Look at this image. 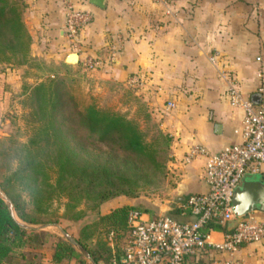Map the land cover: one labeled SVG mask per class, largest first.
<instances>
[{"label": "crops", "instance_id": "crops-1", "mask_svg": "<svg viewBox=\"0 0 264 264\" xmlns=\"http://www.w3.org/2000/svg\"><path fill=\"white\" fill-rule=\"evenodd\" d=\"M21 2L28 51L19 63L0 61V118L15 94H25L41 80L33 79L38 74H62V63L77 68L80 83L109 93L119 88L118 111L149 122L169 137L165 159L169 199L158 206L163 211L158 214L192 220L184 203L187 195L207 190L203 158L183 162L182 156L194 142L216 151L239 141L233 128L242 110L228 104L219 71L227 70L242 94L257 93L256 72L264 68V0H175L170 13L152 0H104L103 6L89 0ZM67 3L91 15L79 31L80 54L105 55L111 45H118L113 61L91 70L65 61L74 51L62 32ZM213 53L212 63L208 56ZM133 74L140 83L127 81ZM169 100L173 106L166 107ZM258 172L264 175V166ZM249 213L264 224V207ZM220 237L221 229L208 235L214 240ZM50 254L51 248L35 264H51ZM236 255L243 264H264V237L241 244ZM204 256L208 258L207 253ZM188 262L193 263L191 258Z\"/></svg>", "mask_w": 264, "mask_h": 264}, {"label": "trees", "instance_id": "trees-1", "mask_svg": "<svg viewBox=\"0 0 264 264\" xmlns=\"http://www.w3.org/2000/svg\"><path fill=\"white\" fill-rule=\"evenodd\" d=\"M22 6L21 0H0V61L19 63L27 54L29 34L21 19ZM62 65L63 76L47 75L26 91L37 124L20 145L14 167L0 180V189L14 211L13 217L0 197V264L16 263V257L23 256L14 254L16 248L41 246L47 239V230L23 227L16 219L25 223L58 222L57 215L49 210L50 202L58 196L66 197L60 216L75 221L84 212L78 207L80 200L96 206L116 195H135L136 179L120 166L126 159L157 172L164 169L168 135L150 124L153 133L146 139L136 119L115 109L97 107L81 85L77 68ZM90 144H100L105 150L93 151ZM116 152L123 155L119 161H115ZM132 208L136 207L128 203L113 206L78 228L73 237L96 264L120 253V248L109 246L96 235L112 231L125 237L126 216ZM208 225L223 229L218 223ZM35 253L19 264H35ZM68 260L85 259L63 236L56 235L50 262Z\"/></svg>", "mask_w": 264, "mask_h": 264}, {"label": "built area", "instance_id": "built-area-1", "mask_svg": "<svg viewBox=\"0 0 264 264\" xmlns=\"http://www.w3.org/2000/svg\"><path fill=\"white\" fill-rule=\"evenodd\" d=\"M158 3L166 13H170L175 0H152ZM90 12L73 7L67 3L63 11L62 32L68 44L77 54L79 69L91 70L113 61L118 45H111L105 55L80 54L79 31L90 20ZM260 60V56L255 57ZM215 61V54L208 56ZM224 80V95L229 105L242 110L240 122L233 128L239 141L222 145L216 151H210L200 143H191L183 153L182 161L189 162L195 157L203 158V180L207 190L191 193L185 198V206L193 219L179 221L160 213L148 216L144 211L132 208L126 216L127 233L120 245L118 257L101 264H189L191 258L195 264L207 253L206 264H243L236 255L243 243L257 242L264 237V224L249 212L241 216L235 226L225 229L228 219L234 217L231 209L233 188L239 183L246 171L258 172L264 166V68L257 72L259 94L257 102L242 94L235 78L227 70L219 71ZM127 81L140 83L137 75H131ZM173 106L171 100L166 107ZM212 223L223 225L221 237L208 238ZM207 224V225H206ZM205 226V227H204ZM107 243L112 246L114 234L107 232ZM57 264H89L86 260H68Z\"/></svg>", "mask_w": 264, "mask_h": 264}, {"label": "rangeland", "instance_id": "rangeland-1", "mask_svg": "<svg viewBox=\"0 0 264 264\" xmlns=\"http://www.w3.org/2000/svg\"><path fill=\"white\" fill-rule=\"evenodd\" d=\"M63 74V73H62ZM38 74L36 78L42 77L43 75ZM56 76H63L61 74ZM56 76H54L56 78ZM53 78V77H52ZM64 78V77H63ZM66 78V77H65ZM35 82V80H33ZM65 86L68 84V80L64 81ZM84 89L92 96V101L94 104L102 109H115L118 106V101L116 100L119 88H115V93H109L108 91H99V88H94L92 83H81ZM26 86H24L25 88ZM13 101L11 102L9 108L3 113L0 118V180L2 177L9 172L15 165L17 155L19 154L20 145L25 143L27 139L32 135L33 127L37 124L35 117L32 114V104L27 93L19 96L15 94ZM132 118V117H131ZM135 119V118H134ZM137 121V120H136ZM140 128L144 131L145 138L149 139L153 133V128L149 122L142 123L137 121ZM89 148L94 150H105L104 146L89 145ZM115 161L121 160L123 155L116 152ZM123 170L127 174H131L132 177L136 179L137 187L136 193L133 196L128 195H116L112 198L102 201L96 206H91V201L80 200L78 207L83 208V216L75 221L67 220L60 216L63 210V204L66 200L65 196H58L54 198L49 205V210L58 217V223L66 232L71 236L77 235L78 228L86 222L94 220L98 213H103L104 211L110 209L113 206L128 203L136 207L138 210L145 211L147 215H156L159 212L158 206L162 203H167L166 199H169V195L166 193V167L164 160V169L161 172H157L147 166L137 165L131 160H124L123 164H120ZM52 176V175H51ZM52 214V215H53ZM39 224V223H31ZM43 229L48 231V236L41 246H23L21 248H16L14 254L22 253V257H16L17 261L14 264L23 263L25 260L31 259L33 252L35 253V261L39 260L41 257H46V253L50 250L52 243L56 235H61L57 227L53 225L45 226ZM107 233H99V238L103 239L106 244L108 239L106 237ZM112 241V247L119 249L123 241L124 236H115ZM109 245V244H108ZM110 246V245H109ZM80 252V251H79ZM81 253V252H80ZM82 255V254H81ZM83 257V255H82ZM84 258V257H83ZM85 259V258H84ZM104 261V260H103ZM200 264H206L207 256H203L200 259ZM9 264V263H1ZM190 264H195L190 263Z\"/></svg>", "mask_w": 264, "mask_h": 264}, {"label": "water", "instance_id": "water-1", "mask_svg": "<svg viewBox=\"0 0 264 264\" xmlns=\"http://www.w3.org/2000/svg\"><path fill=\"white\" fill-rule=\"evenodd\" d=\"M89 2L97 6H103L104 0H89ZM65 61L71 64H76V52L72 51L68 53L65 57ZM258 98V93H252L250 95V100L252 102H257ZM0 197L6 203L10 214L14 217L12 204L1 189ZM255 207H264V175H261L259 172H245L242 175L239 183L233 188L231 195V209L234 214V217L226 221L225 229H232L235 224L240 220L241 216H245ZM16 221L19 225L26 228L43 229L45 226L49 225L57 227L61 235L81 252L83 257L89 264H96V262L88 253V251L84 249L73 236H71L62 227H60L58 223L31 224L22 222L18 219H16Z\"/></svg>", "mask_w": 264, "mask_h": 264}]
</instances>
